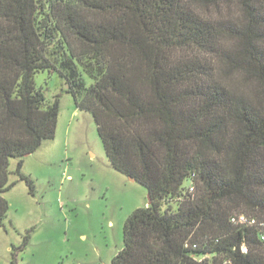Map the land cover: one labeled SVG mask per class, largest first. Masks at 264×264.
I'll use <instances>...</instances> for the list:
<instances>
[{"label": "trees", "instance_id": "trees-1", "mask_svg": "<svg viewBox=\"0 0 264 264\" xmlns=\"http://www.w3.org/2000/svg\"><path fill=\"white\" fill-rule=\"evenodd\" d=\"M236 67L264 83V0H0V227L12 174L32 192L22 159L55 137L34 83L54 72L148 194L111 264H264V99L226 90H245Z\"/></svg>", "mask_w": 264, "mask_h": 264}, {"label": "rangeland", "instance_id": "rangeland-1", "mask_svg": "<svg viewBox=\"0 0 264 264\" xmlns=\"http://www.w3.org/2000/svg\"><path fill=\"white\" fill-rule=\"evenodd\" d=\"M34 83L48 102L59 100L56 132L22 159L32 192L12 174L15 185L3 194L0 264H111L124 223L146 207L147 191L111 167L91 115L75 108L56 73H38ZM17 163L9 161L10 172Z\"/></svg>", "mask_w": 264, "mask_h": 264}, {"label": "clouds", "instance_id": "clouds-1", "mask_svg": "<svg viewBox=\"0 0 264 264\" xmlns=\"http://www.w3.org/2000/svg\"><path fill=\"white\" fill-rule=\"evenodd\" d=\"M246 22V19H245ZM218 40L223 43L224 37L218 36ZM236 44H240L239 40L234 41ZM233 72L241 73L243 76V83L245 86L244 91H237L235 89H228L226 85L221 84L222 87H226V90L231 94L236 95L242 99L248 100L249 102H255L257 94H259L261 99H264V83L253 75L246 68L236 67L232 69Z\"/></svg>", "mask_w": 264, "mask_h": 264}, {"label": "water", "instance_id": "water-1", "mask_svg": "<svg viewBox=\"0 0 264 264\" xmlns=\"http://www.w3.org/2000/svg\"><path fill=\"white\" fill-rule=\"evenodd\" d=\"M130 180H132V179H130ZM133 181V180H132ZM147 200H148V202H149V198L147 197Z\"/></svg>", "mask_w": 264, "mask_h": 264}, {"label": "built area", "instance_id": "built-area-1", "mask_svg": "<svg viewBox=\"0 0 264 264\" xmlns=\"http://www.w3.org/2000/svg\"><path fill=\"white\" fill-rule=\"evenodd\" d=\"M240 220H244L243 218H240Z\"/></svg>", "mask_w": 264, "mask_h": 264}]
</instances>
